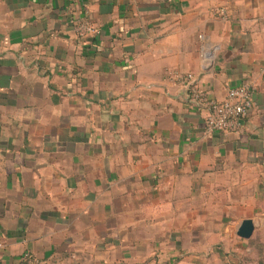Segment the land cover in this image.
I'll list each match as a JSON object with an SVG mask.
<instances>
[{
	"label": "crops",
	"instance_id": "0c3cea01",
	"mask_svg": "<svg viewBox=\"0 0 264 264\" xmlns=\"http://www.w3.org/2000/svg\"><path fill=\"white\" fill-rule=\"evenodd\" d=\"M187 73L252 83L239 132ZM263 232L264 0H0V264H255Z\"/></svg>",
	"mask_w": 264,
	"mask_h": 264
},
{
	"label": "built area",
	"instance_id": "2783aa9c",
	"mask_svg": "<svg viewBox=\"0 0 264 264\" xmlns=\"http://www.w3.org/2000/svg\"><path fill=\"white\" fill-rule=\"evenodd\" d=\"M222 19L226 18V13L222 8L215 9ZM74 30L79 37L94 33L95 29L87 22L76 20ZM183 87L188 89V99L198 106L206 108L207 114L204 120V133L214 132H239L243 127V122L249 117L252 108V96L254 86L250 82H244L238 86L229 87L226 96L222 100L211 97L207 92L197 88L191 83L195 80L193 74L187 73L177 76ZM20 264H44L36 256L29 252L21 255Z\"/></svg>",
	"mask_w": 264,
	"mask_h": 264
},
{
	"label": "water",
	"instance_id": "95a60500",
	"mask_svg": "<svg viewBox=\"0 0 264 264\" xmlns=\"http://www.w3.org/2000/svg\"><path fill=\"white\" fill-rule=\"evenodd\" d=\"M197 80H194L191 85H195ZM254 231V224L251 219H245L239 225L236 234L244 239H248L252 236Z\"/></svg>",
	"mask_w": 264,
	"mask_h": 264
},
{
	"label": "rangeland",
	"instance_id": "374dc122",
	"mask_svg": "<svg viewBox=\"0 0 264 264\" xmlns=\"http://www.w3.org/2000/svg\"><path fill=\"white\" fill-rule=\"evenodd\" d=\"M253 252L255 253V264H264V232L253 243Z\"/></svg>",
	"mask_w": 264,
	"mask_h": 264
},
{
	"label": "trees",
	"instance_id": "16d2710c",
	"mask_svg": "<svg viewBox=\"0 0 264 264\" xmlns=\"http://www.w3.org/2000/svg\"><path fill=\"white\" fill-rule=\"evenodd\" d=\"M254 242H255V241H252V242H251V247H253V243H254Z\"/></svg>",
	"mask_w": 264,
	"mask_h": 264
}]
</instances>
